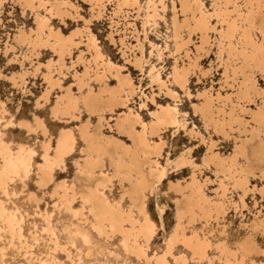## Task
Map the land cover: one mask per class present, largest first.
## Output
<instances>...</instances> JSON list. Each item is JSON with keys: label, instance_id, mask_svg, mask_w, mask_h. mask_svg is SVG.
<instances>
[{"label": "rangeland", "instance_id": "374dc122", "mask_svg": "<svg viewBox=\"0 0 264 264\" xmlns=\"http://www.w3.org/2000/svg\"><path fill=\"white\" fill-rule=\"evenodd\" d=\"M46 1L48 4L57 2L61 8L67 10V14L64 16L49 17L48 25L52 30H59L63 36L72 37L73 41L78 43L76 47H71V55L65 59V68L61 70L65 77L58 75L54 77H59L61 83L59 87L53 88L46 104L44 103V93L47 85L41 76L42 73H45L48 64L50 66L49 71L58 74L55 71L57 65L54 63L57 61V57L48 50H39L37 57L30 56L28 44L24 42L21 45H16L12 38L18 29L33 37L31 31L36 29L34 16L48 17L46 11L48 6L45 9L37 7L33 12L24 8V5H21V0H4L0 6V133L3 134L2 138L5 142L11 143V151H15L17 145L22 144L35 154L30 162L31 174L24 185L13 179L12 182L8 183V196L0 195V200L4 201L3 205L7 211H17L16 213H19L23 218V240H21V244L15 238L11 240L10 235L6 232L4 222L0 218V248L4 247L5 249L3 257H0V264H37L38 259L45 261L46 264H154L153 260H137L125 253L120 246V237L115 236L110 240L100 238L84 223V220L73 218L60 209V206L58 208L52 207L57 197L51 196V193L53 191L58 194L64 191L69 192L70 188L73 187L78 171H80V167L75 162L81 165L87 158V152L84 151L86 143L81 139L79 130L85 129L89 134H92L96 142L111 145L116 148L117 153H120L121 145L124 147L132 146L128 136V122L133 123L134 121L132 120L133 116L129 115L130 113L139 116V121L135 124L134 130L140 131L143 123L144 129L149 133L150 124L155 121L153 115L158 113L160 107L169 105L176 108L178 126L161 130L157 136L150 139L152 146H160L161 148L160 155L156 160L159 165L165 168V177L160 186L150 195H147L145 201L148 218L155 226V234L153 241L144 249L148 257L159 256L166 251V240L173 233L176 224L175 201L189 192V190H185L177 193L168 190L169 182H178L182 186L190 180L189 176L193 172L199 182L204 183L202 188L204 195L209 199H215V194L218 193V182L219 179H222V175L216 174L213 168H206L203 165V159L210 144L209 140L212 141L213 152L217 153L228 167L230 159L235 153L236 144L250 138L248 130L254 126L251 122L253 113L258 110L261 103H264V89L260 87L257 80L258 75L264 77V72H261L257 68V62L253 61L250 64L253 76L248 74L250 72L246 74L254 78L257 93H251L248 98L238 102L243 104L242 107L245 110H248L246 112L238 110V118L236 119L243 122L245 132L236 131L239 124L234 123L231 125L233 130L227 131V134L214 133L212 128L204 126L198 114L194 113L193 107L200 106L207 97H216L217 95L223 102L227 97L235 101L237 84L243 80L239 73L235 82L226 80L223 75L224 70L227 69V63L225 57H222L221 61L218 60L217 38L219 30L224 27V24L220 18L221 13L216 7V0H210L211 7H209V0H200L202 3L201 11L205 13L210 24V30H208L210 40L209 46H206L204 51L197 55V65L200 71L195 69L193 74L188 75L186 93L179 91L174 86L171 74L175 65H186L189 60L192 61L195 58V47L200 45L198 39L200 32L191 35L189 42H187L185 21H189V24L192 21L189 13L180 9L176 0H163L165 9L159 12L156 26L147 22L144 24V31H142L141 26L145 22L144 7L146 0H140L138 17L129 9L127 10L128 14H126L128 18L125 21L112 16L114 6L111 1H103L104 10L99 17H96L91 11L95 8L93 0ZM250 1L254 5L251 14L257 21L264 16V10L260 8L264 2L263 0ZM234 2L238 5V10L243 16L250 14L246 8L245 0H234ZM172 4L175 9H173ZM242 4L244 7H241ZM229 9L231 10V7ZM257 11H260V16ZM174 18L181 26V36L184 39L183 45H185L177 53L172 43L171 32ZM113 22H118V26ZM128 23L133 24L136 34L132 33L133 28L131 26H124ZM193 28L194 25L192 24L191 29ZM85 29L96 40L103 60L121 67L119 71L121 78L128 76L136 87L132 97H128L127 101H118L114 106L105 109L101 115L86 113L81 105L80 97L87 95L90 89L99 97L101 102H104L113 95L114 89L116 90L118 87V81L116 78L102 73L101 70L99 73H101L100 75L105 74V78L103 80L94 79L93 65L87 64L91 60V53L86 48ZM110 32L117 33L112 37L114 42L109 39ZM143 35H145V39ZM119 40H123L124 45L128 48H122ZM237 41L238 39L234 40L235 45ZM137 42L141 43L143 48L142 73L134 64L130 63L132 51L139 56L137 50L131 49L137 45ZM150 45H155L156 48H151ZM121 51L125 52V56H122ZM186 54L190 57L189 60L186 58ZM79 56L83 57V63L79 62ZM38 64H40L39 70L35 73L34 69ZM232 65L233 69L239 66L243 68V71H247L242 64L232 63ZM151 70L152 72L149 73ZM24 71L27 74L21 78L23 81L16 88L12 87L11 83L4 78L14 76L18 79L17 81H21L19 77ZM156 72L165 82V86L176 93L177 98L175 100L171 99L163 87L160 90L157 85L151 83L150 75ZM79 78L83 80L80 84H78ZM67 90H70L72 96L77 98L76 110L70 112L67 117L54 120L50 115V109L58 101L57 97L65 94ZM62 102H66V99L64 98ZM37 104L44 106L42 109H37ZM63 106L64 104H61V107ZM224 111L225 113L230 112L228 107ZM71 115L74 117L70 118ZM34 119L38 125L34 123ZM19 120L27 121L30 126L37 127L36 133L27 134L24 130L16 128L2 129L8 121L16 122ZM183 126L184 130L182 129ZM190 129L205 142L201 143L198 136L189 134ZM216 129L219 131V127ZM61 132H70L73 136L75 140L74 154L65 161L64 172L57 170L51 184L46 189L40 190L36 187L35 180L36 167L41 163V146L50 140V150H52ZM49 154L52 155L51 151ZM183 156H187L190 163L198 166V168L192 169L186 166L171 172L172 164L170 163ZM237 162L240 165L244 163L240 157H238ZM100 173L110 178V183L106 185L107 191L104 192L108 200L112 204H119L124 211L129 210L130 203L127 198L125 196L121 198L127 185L124 182L120 185L107 163L104 164L103 168H96L93 171L94 176ZM222 182L228 189L227 198L237 204L238 196L241 193L232 189L230 181L223 179ZM248 185L249 188L254 186L255 189L253 193H248L245 197L244 209L237 208L235 210L233 206L228 205L226 215L220 220L218 219L217 222L211 220L207 225H204L203 221H195L184 226V235L189 236L195 231L200 236L205 234L210 241V248L202 263L191 260L188 251L181 246L174 247L171 250V255L176 257L181 264L184 260V264H222L217 253V245L222 244L227 249H235L242 238L251 235L257 246L263 251L248 255L243 260V264H259V258L264 254V247H261L262 242H264V232L255 229L253 222L257 217L264 218V198L258 193V189L264 187V180L257 177L251 178ZM30 193L35 195L36 202L30 198L26 200V196H29ZM80 208L79 202L73 205V209L76 211H79ZM131 210L133 218L142 221L134 209ZM44 212L49 215L51 231H42L45 224L44 217L41 215ZM84 214L87 216L86 213ZM25 243L26 246L30 247L29 251L24 248ZM180 249L184 250L181 251ZM25 252H27L26 256ZM210 252L213 254L209 255ZM172 256H165L167 264H175Z\"/></svg>", "mask_w": 264, "mask_h": 264}, {"label": "bare ground", "instance_id": "6f19581e", "mask_svg": "<svg viewBox=\"0 0 264 264\" xmlns=\"http://www.w3.org/2000/svg\"><path fill=\"white\" fill-rule=\"evenodd\" d=\"M93 1L95 8L91 11L96 17H99L104 10V0ZM107 1L113 3L114 8L112 16L114 18L125 21L128 18L126 14H128L127 10L129 9H131L130 11H133L138 17L140 0ZM176 1L179 4L180 9H184L189 13L192 21L191 24H189V21H185L184 27L187 30V42H189L191 35L195 32H200L198 34L200 45L195 47V58L191 61L189 60L190 57L188 54H186V58L189 62L186 65H175L171 74L174 86L178 88L179 91L186 93L188 75L190 73L193 74L195 69H198L199 67L197 65V55L199 52L204 51L206 46H209L210 37L208 30H210V24L205 13L201 11L202 3L200 0ZM2 2H4V0H0V6L2 5ZM245 2L247 4L246 8L248 13L250 14L243 16L242 13L239 12L238 5L234 0H216V7H218L221 13L220 18L224 24V27H221L219 30V36L217 38L218 60L221 61V58L225 57L227 63V69L224 70L223 75L226 80L229 79L233 82L236 81L238 73L243 78V80L237 84L235 101L231 100L230 97H227L223 102V100L220 99V96L217 95L216 97H207L204 99V103H201L200 106L193 107L194 113L198 114L206 128H212L214 133L220 132L223 135L225 133L227 134V131L230 132L233 130L231 125L234 123L239 124V128L236 131L239 133L240 131L245 132L243 122L236 119L238 118V110L240 112L248 111L242 107L243 104H239L238 102L248 98L251 93H257L254 78L250 77L253 76V72L251 71L252 66H250V64L253 63V61H256L257 68L261 72H264V69H262L264 66V57H262L260 47L253 43V37L250 34L252 31L258 30L255 21L256 19H254V16L251 14L253 13L254 5L251 4L250 0H245ZM21 3V5H24V8H27L30 12H33L37 7L45 9V7L48 6V9H46L47 14L49 15L48 17L34 16L36 29L31 31V33L33 32V37L32 35L29 36L28 34H25L21 29H18L12 38L13 43L16 45H21L24 42L28 44L30 47V56L37 57L39 55V50H48L57 57V61L54 63L57 65L55 71L58 72V74H53L52 71L50 72V66L48 64L46 65L45 73H42L41 76L42 80H44L47 85V89L44 93V103L46 104L53 88L60 86L61 80L59 77H65V74L61 73V70L65 68L64 63L66 57L68 58L71 55V47H76L78 43H75L72 37L63 36L59 30H52L50 25H48L49 17H60L67 14V10L61 8L60 4L57 2L48 4V1L46 0H21ZM172 6L173 9H175L173 4ZM229 7H231V10ZM260 8L264 10V4H262ZM144 9L145 22L141 26L142 31H144L143 27L147 22L156 26V19L159 17V12L164 11L165 6L163 0H146ZM259 12L260 11H257V14H259ZM260 15L261 14H259V16ZM113 23L118 26V22ZM192 24L194 25L193 29H191ZM124 26H131L133 28L132 33L136 34L133 24L128 23ZM85 31L86 48L88 52L91 53V60L88 61L87 64L93 65L92 71L94 79L97 80L100 78L103 80L105 78V74L100 75L101 73L99 72L101 70L102 73H106L112 78H116L118 81V87L116 90L114 89L113 95L109 96L104 102H101L99 97L90 89L88 90L87 95L80 97L81 105L86 113L91 115H101L104 113L105 109L114 106L118 101H127L128 97L133 96L136 87L128 76L121 78L119 72L121 67L103 60V55L99 52L96 40L87 32V29H85ZM171 32L172 43L177 53L181 50V47L185 45H183L184 39L181 36V26L176 18H174L172 23ZM113 35H117V33H109V39L111 42H114L112 38ZM143 36L145 39V35ZM80 39L81 38L79 37V40ZM235 39H238L236 45L234 43ZM119 43L122 48H128L124 45L123 40H119ZM250 44L252 45L251 51L248 49ZM150 47L156 48L155 45H150ZM10 48L13 47L10 46ZM131 49L137 50L139 56L135 55L132 51V57L130 59L132 61L130 63L134 64V66L142 73V44L137 42V45L131 47ZM121 53L122 56H125L124 51H121ZM79 62H84L83 57L79 56ZM232 63L236 65H244L247 71H243V68L239 66L236 69H233ZM39 65L40 64L35 66V73L38 72ZM152 70L149 73H151ZM198 71L200 70L198 69ZM247 72H250L248 73L250 76L246 75ZM26 74L27 72L24 71L19 79ZM57 75L59 77L54 78ZM4 78L15 88L23 81L22 79L21 81H17L18 79L14 76ZM150 78L151 83L157 85L160 90L163 87L172 100L177 98L176 93L165 86V82L161 80L158 72L152 73ZM81 81L83 82L82 78H79L78 84L82 83ZM57 98L58 101L54 104V107L50 109V115L54 120L67 117L70 112L76 110L77 98L72 96L70 90H67L65 94L58 96ZM64 98L66 99V102H62ZM61 104H64V106L61 107ZM43 106V104H37L36 108L42 109ZM227 107L230 110L229 113H225L224 111ZM129 115L133 116L132 120L134 121L133 123H130V121L128 122V136L132 142V146L124 147L121 145L122 150L120 153H117L116 148L111 145L96 142L92 134H89L85 129L79 130L81 139L86 143L84 151L87 152V158L84 159L81 165L75 162V164L80 167V171H78L73 187L70 188L69 192L64 191L63 193L58 194L53 191L51 193V196L57 197L56 201L53 202L52 207L58 208L60 206V209L65 213L70 214L73 218L84 220V223H86L100 238L110 240L115 236L120 237V246L124 252L137 260H153L154 264H167L165 256H172L171 250L176 246H181L186 251L191 252V260L196 263H202L206 259L207 251L210 248V241L205 234L200 236L195 231L189 236L184 235V226L192 224L195 221H203L204 225H207L211 220L217 222L218 219L220 220L226 215V207L228 205L233 206L235 210L237 208L244 209L245 197L248 193H253L255 189L254 186L249 188L248 184L250 179L257 177L264 180V103H261L258 110L253 113L251 122L254 126L248 130L250 132V138H247L244 142L236 144L235 153L231 157L228 167L224 160L218 156L217 153L213 152V144L212 141L209 140L210 144L207 148V153L204 156L203 165L206 168H213L216 174L222 175V179H219L218 182V193L215 194L214 200L209 199L204 195L202 190L204 183L199 182L193 172L189 176L190 180L182 186H180L178 182H169L168 190H173L177 193H181L185 190H189V192L183 194L182 198L175 201L176 224L173 233L166 240V251L162 255L150 257L146 256L144 248L153 241L155 226L148 218L145 201L147 195H150L156 188H158L165 177V168L159 165L156 160L160 155L161 148L160 146H152L150 139L157 136L161 130L176 128L178 126L176 120L177 110L175 107L169 105L166 107H160L158 113L153 115L155 121L151 122L149 133L144 129L145 125L143 123L140 131L134 130L135 124L139 121V116L131 113ZM73 117L74 116L72 115L70 116V118ZM127 120L129 119L127 118ZM34 123L38 125L36 119H34ZM240 126H242L241 129ZM217 127H219V131H217ZM10 128L24 130L27 134H35L37 129V127H32L27 121L22 120L16 122L8 121L2 127L3 130ZM182 129L184 130V126ZM188 133L194 134L195 137L198 136L201 143L205 142L204 139L192 129H190ZM2 135L3 134L0 133V195L7 197L9 194V182L16 179L19 184L24 185V182L28 180L31 174L30 162L35 154L32 150L22 144H18L15 151H11V143L5 142ZM74 143L75 140L70 132H61L56 139V145L52 150H50V140H48L47 143H43L41 146V163L36 167L35 185L37 188L40 190L46 189L47 186L51 184L57 170L64 172L65 161L74 154ZM50 151L52 155L49 154ZM187 156L172 161L170 163L172 164L171 172L183 169L186 166H189L192 169H197L198 166L190 163ZM238 157L244 161L241 165L237 162ZM106 163L110 169L113 170V176L117 178L120 185L123 182L127 185L121 196V198L125 196L130 203V208L127 211H124L119 204H112L105 195L104 192L107 191L106 185L110 183V178L106 177L103 173H100L97 176H94L93 174V171L96 168L101 169ZM223 179L230 181L232 189L241 193L238 196L237 204L236 202H232L230 198H227L226 193L228 192V189L222 182ZM258 193L264 198V187L258 189ZM28 198L36 202L34 194L30 193L29 196H26V200ZM77 202L81 204L79 211L73 209V205ZM3 204L4 201L0 200V218L4 222L6 232L10 235L11 240L15 238L19 244H21V240H23V218L19 213H16L17 211H7ZM131 209H134L135 213L142 219V221L133 218ZM84 213H86L87 216H85ZM41 216L44 217L45 224L42 231H51L50 222L48 220L49 215L44 212ZM222 227L224 228V226ZM253 227L264 232V218L260 219L257 217L253 222ZM54 245L56 246V244ZM24 248H26V250L30 249L29 246H26V243ZM216 249L219 254V260L221 259L220 261L222 264H243V260L248 255L259 252V248L251 235L242 238L237 243L235 249H227V247L222 244L217 245ZM4 250V247L0 248V257H3ZM26 255L27 252H25V256ZM236 256H238L237 260ZM172 257L175 264H181L176 257ZM184 261L183 264L185 263ZM37 264L46 263L45 261L38 259Z\"/></svg>", "mask_w": 264, "mask_h": 264}, {"label": "snow or ice", "instance_id": "6c2138e0", "mask_svg": "<svg viewBox=\"0 0 264 264\" xmlns=\"http://www.w3.org/2000/svg\"><path fill=\"white\" fill-rule=\"evenodd\" d=\"M209 7H211V2L209 0ZM241 7H244V5L242 4ZM256 24L258 26V30H254L252 31L250 34L253 37V43H255L256 45H258L260 47L261 50V54L262 57H264V16L260 17L257 21ZM252 45L250 44L248 46L249 51H251ZM257 80L260 84V87L262 89H264V77L261 76H257ZM261 247H264V242H262ZM181 251H183L184 249H180ZM213 253L210 252L209 255H212ZM188 255H191V252H188ZM259 264H264V254H262L259 258Z\"/></svg>", "mask_w": 264, "mask_h": 264}, {"label": "crops", "instance_id": "0c3cea01", "mask_svg": "<svg viewBox=\"0 0 264 264\" xmlns=\"http://www.w3.org/2000/svg\"><path fill=\"white\" fill-rule=\"evenodd\" d=\"M258 248H259V247H258ZM262 251H263V250H262L261 248H259V252H262ZM259 252H258V253H259ZM252 254H255V253H252ZM256 254H257V253H256Z\"/></svg>", "mask_w": 264, "mask_h": 264}]
</instances>
